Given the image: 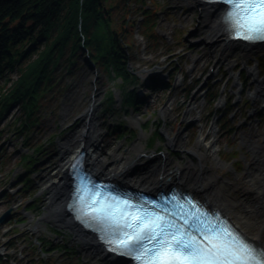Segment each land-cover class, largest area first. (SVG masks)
I'll list each match as a JSON object with an SVG mask.
<instances>
[{"label":"rangeland","instance_id":"374dc122","mask_svg":"<svg viewBox=\"0 0 264 264\" xmlns=\"http://www.w3.org/2000/svg\"><path fill=\"white\" fill-rule=\"evenodd\" d=\"M130 3L131 10L127 17L123 16L125 11L122 10L114 14V18L120 29L125 20L136 22V28L129 35V42L132 44L129 68L141 79L132 89L135 88L145 97L144 104L136 109H120V91L117 87L120 80H110L109 74L95 65L70 72L67 64L61 61V66L59 65L53 76V86L39 100V108L35 111L37 124L24 134L25 137L17 133L23 118L20 104L13 105L0 118V219L11 211V217L0 223V258L5 261L3 264H112L108 259L96 261L79 254L72 246L77 243L74 242V234L70 228H62L43 220L49 207L46 185L53 170L60 168L61 146L65 145L71 131L84 124L82 116L91 105L96 107L95 114L100 123L98 138L105 151H113L118 147L119 153H123L138 145L141 148L140 153L132 154L137 160L147 139L155 130L161 129L168 144L171 145L169 139L178 135L186 143V148L181 147V142L173 145L186 154L170 158V166H185L192 159L197 164L199 159L187 153L201 148L200 152L204 155L202 164L212 176L218 178L220 189L224 190L231 202L241 200L244 189L249 187L246 180L248 165L243 163L239 172H233L231 165L240 161L242 155L239 154L235 161L230 155L241 148L251 150L246 143L249 140L261 145L264 150V122L257 124L255 119L247 122L244 127L240 126L247 118L246 113L251 111V106L245 110L247 95L240 99L239 91L243 86L237 77L247 64L255 70L256 65L252 59L260 54L256 55L254 51L245 53L240 44H233L234 48L221 58V49L217 51L202 42L205 35L201 30L200 11L193 17L187 11L188 4L182 0H144L141 3ZM144 10L157 11L156 24L153 25L155 38H144L139 33L144 30L141 26V22L145 21ZM196 42L198 44H194ZM77 64L79 66L81 62ZM213 68L215 71L212 75ZM4 76H8L7 73ZM148 76L163 78L160 86L165 83L168 86L161 91L152 92L147 87ZM15 78L16 75H13L12 79ZM263 80L264 75L259 78L260 82ZM258 86H252L253 92L258 91ZM129 89L131 90V86ZM109 90L115 92L118 100L115 105L109 106V110H105L102 100ZM205 90L217 94L218 98L213 104H205ZM231 93L234 101L237 100L236 109L234 108L236 117L234 122H229L226 128L221 129L223 119L220 118L223 110L217 116L214 115L212 121L207 119V114L218 104L220 109H224L226 99ZM94 95L97 101L90 104ZM206 100L208 101V97ZM165 108L169 109L167 116L163 114ZM186 111L188 113L185 116ZM189 120H196V123L189 127ZM119 122L124 124L126 132L139 133L140 128L143 132L135 137L126 133L123 138H118L114 126ZM216 124L221 127H216ZM215 127L217 134L212 131ZM231 128H234L233 133L225 135ZM211 143H215L214 154L207 151ZM233 145L234 149L232 147L225 153L227 146ZM40 146L42 149L34 153ZM24 156H34L38 160L36 167L32 166L28 171L23 165ZM180 159H184L183 163ZM228 161L230 163H226ZM144 162L146 159L139 161L141 164ZM249 164H253L252 158ZM158 165L159 161H156L146 167ZM30 176L32 184L26 190L24 181ZM36 224L39 226L36 227ZM41 247L50 255L43 256Z\"/></svg>","mask_w":264,"mask_h":264},{"label":"trees","instance_id":"16d2710c","mask_svg":"<svg viewBox=\"0 0 264 264\" xmlns=\"http://www.w3.org/2000/svg\"><path fill=\"white\" fill-rule=\"evenodd\" d=\"M132 1L144 2L0 0V80L3 78L0 86V118L13 105L20 104L23 118L17 133L25 137L24 134L37 124L35 111L39 108V100L53 86V76L61 61L67 64L70 72L90 67L91 64L102 68L109 74L110 80L121 81L117 87L122 97V107L136 109L138 97L129 89L140 81L129 68L132 54L129 35L136 28V22L125 20L120 29L114 18V14L122 10L125 11L123 16L127 17ZM156 14L157 11L144 10L145 21L141 22L144 30L139 32L144 38L156 37L153 27ZM4 73L8 76L5 77ZM13 75H16L15 79H12ZM150 81L154 85L157 80L151 78ZM150 88L154 87L151 85ZM115 102L114 92L109 90L102 105L107 110ZM229 122L227 115H224V125ZM114 130L120 138L126 133L136 136L132 131L126 132L121 122L114 126ZM161 137L160 131L155 130L149 146L155 145ZM41 149V146L37 147L34 153ZM22 161L29 171L32 166L35 168L38 160L34 156H24ZM24 182L26 190L29 189L32 177ZM0 262L5 263L2 258Z\"/></svg>","mask_w":264,"mask_h":264},{"label":"snow or ice","instance_id":"6c2138e0","mask_svg":"<svg viewBox=\"0 0 264 264\" xmlns=\"http://www.w3.org/2000/svg\"><path fill=\"white\" fill-rule=\"evenodd\" d=\"M227 9L224 30L247 41L264 40V0H208ZM74 160L68 208L105 248L132 264H264V246L251 240L202 201L166 193L160 201L112 195L94 184Z\"/></svg>","mask_w":264,"mask_h":264},{"label":"bare ground","instance_id":"6f19581e","mask_svg":"<svg viewBox=\"0 0 264 264\" xmlns=\"http://www.w3.org/2000/svg\"><path fill=\"white\" fill-rule=\"evenodd\" d=\"M182 1L188 4L187 11H190L193 17L200 11V19L202 20V23H200L201 30H203L202 33L205 35L202 42L211 45V48L217 51L221 49L220 56L224 58L227 53L234 48V45L227 40L223 32V28L219 21L220 12L218 9L215 7L203 6L196 0ZM253 50L254 48L251 46L246 45L244 47L245 53L252 52ZM258 90L262 92L260 88ZM262 90H264V88ZM163 114L167 116L169 114V109L165 108ZM82 119L84 120V124L82 123L77 130L74 129L71 131V134L66 138L65 145L61 146L62 160L60 168L56 171L53 170L46 185V190L49 195V207L47 208L48 212L43 218L44 221L53 222L62 228H70L74 234V242L77 243L72 244V246H74L75 251H78L79 254H83L86 258H92L96 261L108 259L91 236L74 226L64 210L68 181H66V176L63 172L62 161L69 158L72 153L82 145H84L87 150V160L92 166V170L98 175L110 177L116 183L121 182L130 187L135 185L136 187L149 190L156 188L159 184L162 186L166 184L167 180H156V178L160 177L159 175H163L166 178L171 177V183L182 185L191 193L200 196L201 199L210 201L212 204L224 209L227 214L232 215L249 237H252V239L257 242L263 240L264 157L262 159L257 158L263 154V148L260 145L254 144L251 140L246 142L256 154V164L259 165L260 168H257L255 172L251 169L248 170L246 180L249 187L244 189L245 191L241 200L231 202L224 190L220 189L218 178L212 176L202 164L204 155L200 152L201 148L191 151V156L199 159L197 164L190 160L184 167L176 166V169L180 171V180L173 178L175 170L170 172L173 168L170 166V160L166 161L164 167H149L137 175L136 171L139 170L138 163L141 159L138 158L136 160L135 157H132V154L140 153L141 148L138 145H134L131 149L123 153H119L118 150L107 152L100 145L101 141L98 138V125L100 123L96 117L95 110L91 109L87 113L85 112ZM170 142L171 144H178V142H181V147L186 148V143L184 139L181 138V135H178L174 139H170ZM207 151L213 153V146L209 145ZM181 182H183V184H181ZM225 184L228 185L227 183ZM38 226L39 225L36 224V227ZM79 243L81 246H79ZM112 264L119 263L113 261Z\"/></svg>","mask_w":264,"mask_h":264},{"label":"water","instance_id":"95a60500","mask_svg":"<svg viewBox=\"0 0 264 264\" xmlns=\"http://www.w3.org/2000/svg\"><path fill=\"white\" fill-rule=\"evenodd\" d=\"M218 7L222 8L221 6H218ZM9 213H10V212H9ZM9 213H8V214H9ZM5 217H7V216H4V217L0 220V222L4 221V220H5Z\"/></svg>","mask_w":264,"mask_h":264}]
</instances>
